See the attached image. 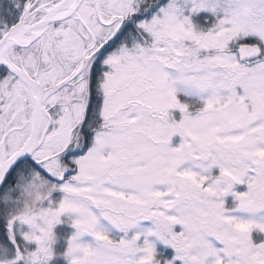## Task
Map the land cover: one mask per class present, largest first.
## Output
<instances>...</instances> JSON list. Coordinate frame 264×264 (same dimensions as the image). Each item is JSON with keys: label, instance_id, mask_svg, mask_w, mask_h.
I'll return each instance as SVG.
<instances>
[{"label": "snow or ice", "instance_id": "1", "mask_svg": "<svg viewBox=\"0 0 264 264\" xmlns=\"http://www.w3.org/2000/svg\"><path fill=\"white\" fill-rule=\"evenodd\" d=\"M0 264H264V0H0Z\"/></svg>", "mask_w": 264, "mask_h": 264}]
</instances>
